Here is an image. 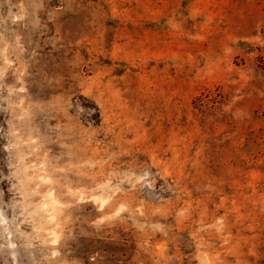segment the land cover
I'll return each instance as SVG.
<instances>
[{"label": "rangeland", "instance_id": "1", "mask_svg": "<svg viewBox=\"0 0 264 264\" xmlns=\"http://www.w3.org/2000/svg\"><path fill=\"white\" fill-rule=\"evenodd\" d=\"M0 264H264V0H0Z\"/></svg>", "mask_w": 264, "mask_h": 264}]
</instances>
